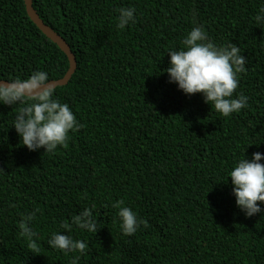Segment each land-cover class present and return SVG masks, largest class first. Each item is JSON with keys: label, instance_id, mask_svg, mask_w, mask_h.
I'll list each match as a JSON object with an SVG mask.
<instances>
[{"label": "trees", "instance_id": "1", "mask_svg": "<svg viewBox=\"0 0 264 264\" xmlns=\"http://www.w3.org/2000/svg\"><path fill=\"white\" fill-rule=\"evenodd\" d=\"M31 3L74 56L71 79L55 89L82 127L54 152L30 151L11 127L22 105H0V264H264V214L246 217L225 180L237 159L264 154V25L253 20L264 0ZM121 7L136 17L123 30ZM194 25L239 47L246 71L234 96L248 97L239 112L221 115L162 71ZM67 70L23 0H0V80L45 71L56 81ZM116 201L144 221L131 236ZM93 204L95 233L71 223ZM30 212L35 248L20 236ZM57 231L86 242L85 253L49 247Z\"/></svg>", "mask_w": 264, "mask_h": 264}, {"label": "clouds", "instance_id": "2", "mask_svg": "<svg viewBox=\"0 0 264 264\" xmlns=\"http://www.w3.org/2000/svg\"><path fill=\"white\" fill-rule=\"evenodd\" d=\"M116 27L123 30L136 22L133 7H121L116 17ZM256 25H264V6L253 17ZM183 47L170 49L167 73L168 82L186 95L200 93L205 103L223 116L239 112L247 104L248 97L243 94L234 96L238 87L239 74L246 71L245 59L238 46L228 42L217 45L208 36L202 26H192L182 40ZM0 105H22L15 114L11 127L19 137L20 144L30 151L43 148V152H54L64 145L69 133L79 130L82 125L76 119L68 104L62 103L56 96V89L45 71H34L26 78H14L0 81ZM264 154L254 152L250 158L244 155L237 159L228 170L231 191L236 207L246 217L264 214ZM257 202H260L259 204ZM117 208L120 229L124 235H133L144 223L137 214L120 201L112 204ZM95 205L85 207L71 217V223L80 229L95 233L98 216L94 214ZM35 212L24 215L19 223L20 236L32 241L36 235L32 228ZM52 249L65 253L84 254L86 242L74 239L66 232H53L47 241ZM79 256L72 258L71 264H77Z\"/></svg>", "mask_w": 264, "mask_h": 264}, {"label": "water", "instance_id": "3", "mask_svg": "<svg viewBox=\"0 0 264 264\" xmlns=\"http://www.w3.org/2000/svg\"><path fill=\"white\" fill-rule=\"evenodd\" d=\"M24 6H25V12L30 19V21L35 25V27L53 44H55L61 52L66 56L68 60V70L64 74V76L56 81H51L54 85V87H61L65 86L69 80L71 79L75 68V59L72 53L70 52L68 46L64 42V40L59 37L52 29H50L48 26H46L38 17L36 12L32 8L31 0H23ZM1 81V80H0Z\"/></svg>", "mask_w": 264, "mask_h": 264}]
</instances>
